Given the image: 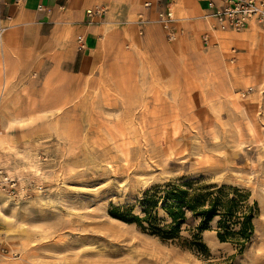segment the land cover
I'll return each mask as SVG.
<instances>
[{
  "label": "rangeland",
  "instance_id": "1",
  "mask_svg": "<svg viewBox=\"0 0 264 264\" xmlns=\"http://www.w3.org/2000/svg\"><path fill=\"white\" fill-rule=\"evenodd\" d=\"M177 15L175 41L106 49L81 71L45 65L5 85L0 66V264H264V28L236 40L248 29ZM198 20L209 45L188 37ZM177 181L247 195L243 252L218 239L220 218L200 255L111 216L140 215L147 193Z\"/></svg>",
  "mask_w": 264,
  "mask_h": 264
},
{
  "label": "crops",
  "instance_id": "2",
  "mask_svg": "<svg viewBox=\"0 0 264 264\" xmlns=\"http://www.w3.org/2000/svg\"><path fill=\"white\" fill-rule=\"evenodd\" d=\"M172 2L181 19H192L212 13L211 2L217 0H164ZM152 2L153 8L146 10L144 4ZM159 0H0V66L5 85L12 83L17 72L51 65L53 70L73 71L93 55L107 49L110 53L126 47L149 42L153 35L160 34L167 41L159 24L136 25L139 13L155 21ZM43 7L47 11H40ZM95 7H106L107 14L94 23L87 12ZM192 31L191 40L202 43V35L209 33L208 21L184 22ZM183 23V24H184ZM255 28L264 26L251 24L244 33L233 34L236 40L249 37ZM143 31V36L139 31ZM85 38L87 50H78V40ZM215 38V37H214ZM182 38L181 40H184ZM189 39V38H188ZM81 69V70H80ZM75 73V72H74Z\"/></svg>",
  "mask_w": 264,
  "mask_h": 264
},
{
  "label": "trees",
  "instance_id": "3",
  "mask_svg": "<svg viewBox=\"0 0 264 264\" xmlns=\"http://www.w3.org/2000/svg\"><path fill=\"white\" fill-rule=\"evenodd\" d=\"M247 202V195L237 188L177 181L147 193L140 202V215H134L133 208H115L110 214L114 219L136 224L164 242L179 243L200 255L207 252L201 233L208 230L213 220L220 218L218 239L223 243L236 244L243 252L255 232L253 221L256 212ZM160 208L169 219L168 223L160 219ZM198 220V227L187 229L190 234L185 237L183 227Z\"/></svg>",
  "mask_w": 264,
  "mask_h": 264
},
{
  "label": "built area",
  "instance_id": "4",
  "mask_svg": "<svg viewBox=\"0 0 264 264\" xmlns=\"http://www.w3.org/2000/svg\"><path fill=\"white\" fill-rule=\"evenodd\" d=\"M210 8L212 13L204 15L205 20L213 21L214 28L220 30H231L235 32H242L249 28L251 24L264 26V0H217L211 2ZM152 2H146L144 8L150 10L153 8ZM158 13L155 23H158L164 30L166 37L170 41H175L180 34L178 27V19L175 14L174 4L172 2H165L159 0L157 3ZM40 11H47L43 7H39ZM108 12L106 7H95L87 12V16L94 23L97 19H102ZM137 24L139 26H146L153 23L145 14L139 13L137 16ZM143 35V31L140 30ZM209 35H204L202 41L209 45ZM80 49L85 48L84 40L79 41Z\"/></svg>",
  "mask_w": 264,
  "mask_h": 264
}]
</instances>
